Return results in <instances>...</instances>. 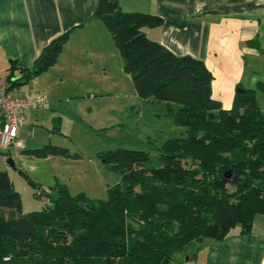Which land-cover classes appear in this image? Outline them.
Here are the masks:
<instances>
[{
  "label": "trees",
  "instance_id": "trees-1",
  "mask_svg": "<svg viewBox=\"0 0 264 264\" xmlns=\"http://www.w3.org/2000/svg\"><path fill=\"white\" fill-rule=\"evenodd\" d=\"M94 14L110 32L135 94L167 104L186 136L148 140V150L100 151L121 173L106 199L71 194L56 182L57 194L48 195L52 206L25 214L13 215L21 197L0 170V264H170L236 225L241 234L251 232L255 217L264 216V111L256 99L264 81L236 86L231 107L224 108L201 59L177 55L145 35L143 28L161 25L159 15L124 11L118 0H99ZM68 34L43 46L31 69L11 63L4 75L9 88L51 68ZM59 118L52 132H60ZM25 151L68 155L53 144Z\"/></svg>",
  "mask_w": 264,
  "mask_h": 264
},
{
  "label": "crops",
  "instance_id": "crops-1",
  "mask_svg": "<svg viewBox=\"0 0 264 264\" xmlns=\"http://www.w3.org/2000/svg\"><path fill=\"white\" fill-rule=\"evenodd\" d=\"M118 1L124 11L154 13L162 18L161 25L143 28L145 35L177 55L201 59L213 74L212 95L224 108L231 107L236 86L253 88L257 81H264V0ZM98 2L0 0V76L11 63L31 69L43 46L69 31L57 62L15 89L16 94L44 91L53 75L79 78L123 69L110 32L94 14ZM247 58L252 62L248 64ZM30 82L34 85L31 90L26 86ZM259 94L264 93L257 92L256 99ZM25 122L18 127L17 137ZM29 131L31 137L33 129ZM17 143L23 147L25 140ZM255 221L264 227L263 217H255ZM254 222L246 234L236 225L223 239L204 238L195 252L186 255L188 258L178 255L170 264H264V230L256 229Z\"/></svg>",
  "mask_w": 264,
  "mask_h": 264
},
{
  "label": "rangeland",
  "instance_id": "rangeland-1",
  "mask_svg": "<svg viewBox=\"0 0 264 264\" xmlns=\"http://www.w3.org/2000/svg\"><path fill=\"white\" fill-rule=\"evenodd\" d=\"M251 62L247 58V63ZM50 81L47 89L40 90L48 95L46 107L25 111L26 122L17 137L25 140L24 146L17 140L8 148L0 145V170L7 172L21 197V210L13 211V215L52 206L39 190L55 196L56 182L66 185L71 194L83 192L90 198L106 199L109 186L121 181V173L104 163L100 151L119 147L148 150V140L161 144L167 138L186 136L185 128L174 123L167 104L135 94L131 77L122 66L106 74L95 72L79 78L53 75ZM32 83L26 85L29 90ZM257 99L264 108V94ZM56 116L60 117V132L51 131ZM45 144L57 145L68 155L37 157L23 152L25 147ZM254 225L264 230L256 221ZM199 247L200 242L189 250L195 252Z\"/></svg>",
  "mask_w": 264,
  "mask_h": 264
},
{
  "label": "built area",
  "instance_id": "built-area-1",
  "mask_svg": "<svg viewBox=\"0 0 264 264\" xmlns=\"http://www.w3.org/2000/svg\"><path fill=\"white\" fill-rule=\"evenodd\" d=\"M47 102L48 98L42 91L16 94L9 88L6 77L0 76V145L8 148L16 141L26 110L44 108Z\"/></svg>",
  "mask_w": 264,
  "mask_h": 264
},
{
  "label": "water",
  "instance_id": "water-1",
  "mask_svg": "<svg viewBox=\"0 0 264 264\" xmlns=\"http://www.w3.org/2000/svg\"><path fill=\"white\" fill-rule=\"evenodd\" d=\"M8 161H9L10 163H12L10 159H8ZM31 184H32V186H33L34 188H37V184H36V183L31 182ZM39 194H40L41 196H48V193L45 191V189H42V188H40V190H39ZM186 258H188V256H186Z\"/></svg>",
  "mask_w": 264,
  "mask_h": 264
}]
</instances>
